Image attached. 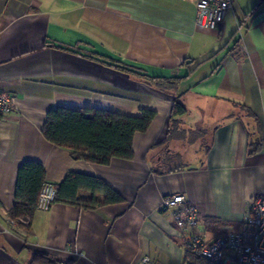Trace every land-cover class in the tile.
<instances>
[{
  "label": "crops",
  "instance_id": "0c3cea01",
  "mask_svg": "<svg viewBox=\"0 0 264 264\" xmlns=\"http://www.w3.org/2000/svg\"><path fill=\"white\" fill-rule=\"evenodd\" d=\"M195 2L0 0V89L14 97L0 116V264H27L34 252L72 264H136L144 255L183 264L174 210L161 207L174 193L196 206L194 231L206 239L241 229L250 200L264 195V0H235L215 31L196 26ZM143 74L179 78L177 90L160 91ZM171 93L186 112L180 136L166 141ZM66 106L155 116L134 133L131 159L101 164L43 136L47 112ZM248 140L260 150L248 154ZM176 154L185 167L165 171L163 158ZM24 161L42 164L54 185L69 172L97 176L122 201L55 200L20 233L8 212Z\"/></svg>",
  "mask_w": 264,
  "mask_h": 264
},
{
  "label": "trees",
  "instance_id": "16d2710c",
  "mask_svg": "<svg viewBox=\"0 0 264 264\" xmlns=\"http://www.w3.org/2000/svg\"><path fill=\"white\" fill-rule=\"evenodd\" d=\"M117 66L125 69L119 63ZM140 78L160 91H176L179 79L152 77L145 74ZM172 97L166 141L180 136V134H175V129L180 122L177 117L186 112L179 96L175 93L172 94ZM241 109L256 119L250 109L244 106H241ZM154 116L153 110L144 108L135 115H122L90 107H57L47 112L42 134L48 141L70 150L74 156L94 163L107 164L112 157L127 159L133 157L132 139L134 133L145 131ZM196 133L197 131L190 132L189 139H193ZM260 148V142L252 143L248 140V154L255 153ZM208 149L205 148V151ZM162 162L165 171L180 170L185 167L178 154L166 155ZM44 182L45 171L42 164L33 161H24L20 164L17 170L14 202L8 212L11 219L21 216H27L29 219L33 217L37 210L38 194ZM82 189L102 193L101 201L81 198L79 191ZM56 200L92 207L120 202L122 197L97 176L69 172L60 183L56 184ZM27 264H72V261L61 260L43 252H34ZM183 264L221 263L205 260L194 253H186L183 256Z\"/></svg>",
  "mask_w": 264,
  "mask_h": 264
},
{
  "label": "built area",
  "instance_id": "2783aa9c",
  "mask_svg": "<svg viewBox=\"0 0 264 264\" xmlns=\"http://www.w3.org/2000/svg\"><path fill=\"white\" fill-rule=\"evenodd\" d=\"M235 0H196V26L218 30L226 13L232 9ZM14 106V97L0 89V116L9 113ZM56 200V185L44 182L38 194L36 208L47 210ZM184 196L174 193L162 198V208H172L173 219L181 229L183 253H194L205 260L221 264H264V195L254 196L248 204V212L237 232H227L206 239L194 231L197 224L196 206L181 205ZM181 205V208L179 206ZM10 226L22 233L28 227L27 216L9 220ZM136 264H149L147 255L142 256Z\"/></svg>",
  "mask_w": 264,
  "mask_h": 264
}]
</instances>
